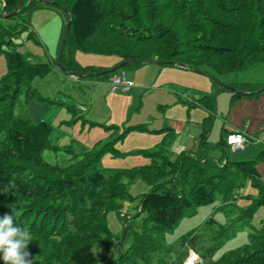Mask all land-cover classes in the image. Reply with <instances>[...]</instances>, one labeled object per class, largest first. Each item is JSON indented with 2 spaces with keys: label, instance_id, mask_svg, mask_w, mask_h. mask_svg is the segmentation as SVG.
Listing matches in <instances>:
<instances>
[{
  "label": "trees",
  "instance_id": "1",
  "mask_svg": "<svg viewBox=\"0 0 264 264\" xmlns=\"http://www.w3.org/2000/svg\"><path fill=\"white\" fill-rule=\"evenodd\" d=\"M19 1L0 0L7 21L0 24V52L6 58V71L0 77V189L8 190L0 192V216L14 212L17 222L31 230L34 240L27 250L33 264H98L93 247L98 244L106 249L112 236L104 215L107 210L120 213L122 203L132 198L127 183L137 177L152 185L137 194L136 203L138 211L146 213L148 228L130 232L132 225L124 222L123 240L130 236L132 242L106 264H183V251L165 258L169 249L161 242L163 232L184 214H191L195 206L210 202L217 192L226 217L236 216L220 230V241L244 225L251 229L248 240L225 257L230 264H264V221L258 226L251 223L255 210L264 208V182L256 169L264 160V145L249 159L229 160L224 152L221 160L208 155L213 145L206 141L204 129L195 150H182L172 161L164 152L167 141L147 152L151 162L135 167L101 166L99 150L91 149L75 152L68 147L70 161L65 165L43 158V150L57 148L48 138L52 127L44 120L32 121L17 96L21 90L25 102L39 99L29 81L57 64L58 51L54 59L40 60L16 49L19 43L11 37L22 32L26 39L37 41L28 19L20 16L39 0H21L17 8ZM57 2L66 3L70 22L59 67L71 72L106 74V68L81 66L73 57L75 48L114 55L115 64L130 60L128 64L139 65L156 59L214 75L264 62V0H51L45 6ZM212 85L211 94H202L188 105L213 110L215 91L223 87L214 81ZM229 85L254 91L264 83ZM262 92L264 88L252 94ZM241 97L232 92L230 102ZM215 146L227 151L224 139ZM165 175L168 178L161 180ZM247 180L256 189L254 194L239 193ZM243 196L249 203L237 206L235 201ZM212 222L213 218L206 221Z\"/></svg>",
  "mask_w": 264,
  "mask_h": 264
},
{
  "label": "rangeland",
  "instance_id": "2",
  "mask_svg": "<svg viewBox=\"0 0 264 264\" xmlns=\"http://www.w3.org/2000/svg\"><path fill=\"white\" fill-rule=\"evenodd\" d=\"M36 2L37 6L29 12L21 13L20 19H28L29 27L37 41L26 39L25 32L11 37V41L19 43L16 49L28 53L31 58L54 59L67 23L64 7L66 3L62 5L57 2V5L52 4L53 7L45 6L46 2ZM6 23L0 6V24ZM6 47L8 46L2 44V48ZM72 53L81 66L108 69L114 66V61L117 60L114 55L79 48L73 49ZM1 68L6 69V58L2 52ZM121 70L124 71V79L131 82L128 90L113 88L108 81L109 76ZM89 72L71 75V71L62 70L55 64L51 70L34 76L29 81L31 88L39 94V99L25 102L22 91L18 92L17 98L22 103L21 108L26 109L31 120H44L52 127L48 138L57 148H46L42 152L43 158L49 163H68L70 154L66 149L70 147L75 152L86 149L99 150L98 161L101 166L135 167L151 162V156L147 152L160 147L164 142L166 144V141H169V147L164 148V152L172 161L175 156L170 148L176 146L174 137L181 129L183 132L190 131L192 136L196 134L195 122L207 114L200 104L189 106L187 101L196 100L204 91L211 90L213 81L218 84L264 83V62L224 75L150 62L139 65L130 63L106 74L85 75ZM1 73L0 77L5 72ZM231 93L232 91L226 88L215 91V106L209 112V123L214 120V125L207 135V140L212 144L219 138L218 122L225 117L228 109L234 108V105L231 107L229 104ZM16 104L15 113L19 111ZM183 123L191 126L184 128L185 124L181 126ZM233 125L229 122V128ZM259 140L249 141L243 151H226L216 146L212 147L208 154L221 158L226 152L229 160L249 159L245 157L254 156L264 145V135H260ZM190 141L194 143L193 137ZM255 145H258L257 150L249 154ZM167 178L168 175H165L161 180ZM165 184H168V181H165ZM151 187V184L141 178L133 179L127 183V192L132 198L122 203L120 213L115 210L106 211L104 222L112 236L106 249L98 244L93 247L99 256L98 264H106L108 260L117 258L122 250L129 247L132 239L128 236L123 240L124 222L129 224L127 227L132 225L130 232H140L143 228H148L147 222H144L146 213L138 211L136 203L137 194L147 192ZM253 191L248 184L245 191L243 187L239 193L254 194ZM247 200L243 196L235 203L237 206H245ZM222 203V196L217 192L210 202L195 206L191 214H184L172 228L164 231L161 242L169 249L165 250V258L169 259L175 251L187 253L188 249H193L190 247L192 245L198 254L197 264H230L232 261L225 256L248 240L251 229L244 225L236 229L230 237L220 241V230L229 226V222H233L236 217H226L224 210L219 208ZM209 218H213L215 222L206 223ZM261 221H264V208L258 207L251 223L258 226Z\"/></svg>",
  "mask_w": 264,
  "mask_h": 264
},
{
  "label": "crops",
  "instance_id": "3",
  "mask_svg": "<svg viewBox=\"0 0 264 264\" xmlns=\"http://www.w3.org/2000/svg\"><path fill=\"white\" fill-rule=\"evenodd\" d=\"M116 61L117 60L114 61V65H115ZM178 67H181V66H178ZM2 68H3V66H2ZM2 68L0 69L1 70L0 72H2L1 74H3V72L6 71V69L2 70ZM184 69H186V68H184ZM229 83H231V82H228L226 84H229ZM212 91H213V85H212L211 90H209L208 92L204 91L202 94H211ZM245 92H249V91H245ZM201 95L199 97H201ZM242 97H244V98H239V99H236L232 102H230V98H229V104L231 105V107L234 105V108H232L231 110L228 109V112L225 114V117L222 118L221 122H218V123H220V126L218 128L219 138L214 144H212V142H209L207 140V135L212 130V127L214 125V120L209 123V119L211 118V113H209V111L206 108H204V109H206L207 114L202 116V118L199 121H196L194 124L195 127H197V130L194 131V133L197 132L196 134H194L192 136L191 134H193V133H191L190 131L183 132L181 129V132L177 136L174 137L173 140L175 141L176 146L174 148L173 147L170 148L172 150V152L174 153L173 156H176V154H178L182 150H187V149L195 150V148L198 145V137L200 136L201 132L204 129H205V133H206V141L210 145H213V147H216L215 144L220 139H225V137L228 133L235 131V130H240V131H243L244 133H246L249 136L250 141L254 140V139L256 142L260 141L259 136L264 135V92L257 94V95H253L252 93H250L248 95H242ZM187 102H189V101H187ZM187 105H188V103H187ZM189 106H191V105H189ZM229 122H230V124H234L233 127L229 128ZM184 124L185 123L181 124V126H183ZM187 125L188 124H185L184 128ZM188 126H191V125H188ZM191 137H193L194 143H191V141H190ZM167 146L169 147V143H167ZM211 148H209L207 150V153H209V150ZM257 148H258V145H255L253 147V149H251V151H249V154H252V152L257 150ZM250 157H245V158H250ZM222 158L223 157H221L220 159L223 160ZM256 169H257V172L259 174L260 181L264 182V160L259 161L257 163ZM248 184L251 185L250 180L246 181L245 186H244V191H245L246 186ZM251 187L254 190L252 193H255L256 189L253 186H251ZM248 203H249V200H247V204Z\"/></svg>",
  "mask_w": 264,
  "mask_h": 264
},
{
  "label": "clouds",
  "instance_id": "4",
  "mask_svg": "<svg viewBox=\"0 0 264 264\" xmlns=\"http://www.w3.org/2000/svg\"><path fill=\"white\" fill-rule=\"evenodd\" d=\"M0 192L7 194L8 190L0 189ZM32 240L31 230L17 222L14 212L0 216V264H33L27 250Z\"/></svg>",
  "mask_w": 264,
  "mask_h": 264
},
{
  "label": "built area",
  "instance_id": "5",
  "mask_svg": "<svg viewBox=\"0 0 264 264\" xmlns=\"http://www.w3.org/2000/svg\"><path fill=\"white\" fill-rule=\"evenodd\" d=\"M109 83L113 88H120L128 90L131 87V82L124 79V71H120L108 78ZM250 141L249 136L240 130H235L228 133L225 137V144L227 149L231 151H240ZM198 254L194 249H188L182 263L183 264H197Z\"/></svg>",
  "mask_w": 264,
  "mask_h": 264
},
{
  "label": "water",
  "instance_id": "6",
  "mask_svg": "<svg viewBox=\"0 0 264 264\" xmlns=\"http://www.w3.org/2000/svg\"><path fill=\"white\" fill-rule=\"evenodd\" d=\"M20 1H21V0H20ZM20 1H19V3L17 4V8H18V6H19V4H20ZM39 1H41V2H48L49 0H39ZM17 8L14 9V10H12L9 14H14V13L16 12ZM2 11H3V8H2ZM5 15H6V14H5ZM69 26H70V22L67 21V23H66V25H65V28H64V31H63V34H62V37H61L60 44H59L58 58H57V64H58V65H59L60 53H61V51H62V48H63V45H64V41H65V37H66V34H67V32H68ZM129 62H130V60H123V61H121V62L115 64V65L112 66L111 68L106 69L105 71H106V73H107V72H111V71H114V70L120 69V68H122L123 66L127 65ZM140 62H141V61H140ZM144 62H150V63H155V64H161V61H158V60H156V59L145 60V61H142L141 63H144ZM165 64H169V65H178V66H181V67H183V68H188V69H190V68L187 67L185 64H177V63L174 62V61H169V62H167V63H165ZM62 70H64V69H62ZM196 71H200V70H196ZM71 75H78V73H77V72H71ZM219 86H221V87H223V88H226V89H229V90H231L232 92H238V93H240L241 95L250 94V93H253V92H258V91H260V90H262V89L264 88V86H263V87H261V88H259V89H257V90L249 91V92H245V91L239 90V89H237V88H235V87H233V86H231V85H227V84H223V83H220Z\"/></svg>",
  "mask_w": 264,
  "mask_h": 264
}]
</instances>
